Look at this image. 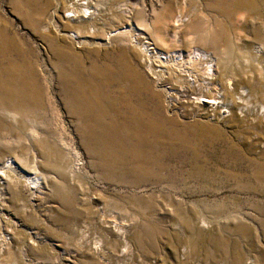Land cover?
Returning <instances> with one entry per match:
<instances>
[{
  "label": "rangeland",
  "instance_id": "obj_1",
  "mask_svg": "<svg viewBox=\"0 0 264 264\" xmlns=\"http://www.w3.org/2000/svg\"><path fill=\"white\" fill-rule=\"evenodd\" d=\"M43 1L44 22L59 11L55 29L32 22L33 0H0L14 53L0 71L20 61L37 83L35 99L0 112V167L18 166L0 170V264H264V124L253 116L264 114V0H249V9L229 0H110L91 23H64L63 0ZM219 25L227 45L211 41ZM128 28L162 54L208 53L211 66L186 60L184 70L212 81L208 98L222 92L224 105L243 90L237 102L252 112L243 122L221 118V107L209 114L184 90L167 105V88L177 93L180 83L170 74L156 82ZM115 29L104 46L60 35L107 42ZM127 69L139 86L121 80Z\"/></svg>",
  "mask_w": 264,
  "mask_h": 264
},
{
  "label": "bare ground",
  "instance_id": "obj_2",
  "mask_svg": "<svg viewBox=\"0 0 264 264\" xmlns=\"http://www.w3.org/2000/svg\"><path fill=\"white\" fill-rule=\"evenodd\" d=\"M107 1L110 0H63L62 1V5L64 6V10L62 12V20L64 21V23H70V22H88L91 23L92 20H94V18L98 17V14L101 12L99 11L98 7H102L103 5H105V3ZM225 3V1L227 0H213V2L216 4L219 2H223ZM43 0H33V5L35 6L33 13L31 15V20L33 23H36L37 27L41 28V31H47L48 29H55V26L53 25L54 19H59L60 16H58L57 12H59L57 10V7H53L52 10H50V21L48 23L43 21V10H42V6L41 4L43 3ZM211 1V3H213ZM108 3V2H107ZM112 4V3H111ZM229 5L232 7H236L238 9L240 8H245V9H249L250 6L252 5L251 3H249V0H229ZM213 6V5H210ZM221 6V5H220ZM83 7V8H81ZM218 7V6H216ZM244 10V9H243ZM79 11V12H78ZM245 11V10H244ZM233 12V11H232ZM238 12V11H237ZM167 10L165 8H163L161 10V13H159L160 17L167 15ZM239 13V12H238ZM169 14V13H168ZM226 14V13H225ZM158 15V16H159ZM158 18V17H157ZM177 19V18H176ZM204 19V18H203ZM47 20V19H46ZM181 21V18L179 17L177 20H175L176 24L178 25V22ZM183 21V20H182ZM216 22V21H215ZM181 22H179L180 24ZM193 25V23L189 24L188 26L191 27ZM180 26V25H179ZM187 26V25H186ZM202 26V25H201ZM204 26V25H203ZM226 27V26H225ZM201 28V27H200ZM211 27H207L205 30L210 31ZM216 28V27H215ZM119 30V29H118ZM196 30V29H195ZM3 31V30H2ZM2 31L0 30V62L5 60V58L11 53L12 45L10 43V41L6 38L3 37ZM60 31V30H59ZM71 32L68 31H62V33L60 35L66 36L68 39H70L71 41H75L78 44H82L87 43V45H107L109 44V42L115 38V36L117 37L122 31H126L128 32L130 38H129V44L131 45V47L134 49V51L138 52L141 56L139 58V60H141L142 64L144 66H146V69L150 71V73L152 74V76H155L156 78V82L159 83V81L162 80V78L166 75V74H170L171 76H173L175 83H180V85H178L180 88V90H177V93H173L174 91L171 90L170 88H167V96H166V103L167 105H172L173 103H175L177 100L176 95L180 94L184 91H186L187 93H189V95H194L191 99L190 102L191 104H194V106H198V107H205V111H209L211 113H213L217 107H221L222 111H220V113L218 114V116H220L221 118L224 116H228L229 118H231L232 120H238V121H245L247 115H249V112H252V110H249L246 108V106L242 105V101L245 100V95L243 94V90L239 91L237 90V98L236 100H234L232 98L231 105H227L222 102L223 100H221L220 98H222L221 95L222 92H220L218 95L217 99H220L221 101H216L217 99L214 98L209 99L208 95L211 93L212 88L210 86H212L210 83L212 82H207L206 81H201L198 82V80L196 79V77L190 72V70L185 71L184 68L186 67L184 64L186 60H193L195 62H197V64H202L204 62V64L208 65L212 63V59L210 57V55H208V53L206 54L203 50L201 49H193L191 52L188 53V55L183 56L182 53H179L177 51H171V53H165L162 54L160 52H157L155 49H153L152 47H150V44H148L147 42H145V40L141 37H139L138 35H136L134 33V30L131 28H128L127 30H122L117 31L116 29L106 33V35H104V41L107 42H96V41H91V39L85 40L84 37H82L81 35L76 37V34L74 33L73 30H70ZM235 31V30H234ZM77 34L78 31H76ZM112 32H114L112 34ZM198 32V31H197ZM214 32V34H212L211 41L213 43H219L222 46L223 45H227V41H226V33H225V29L223 26L219 25L217 31H211ZM66 33H69L68 35H66ZM203 34V33H202ZM239 35V34H238ZM158 36V35H157ZM156 38V36H155ZM162 38V37H161ZM81 39V40H79ZM163 39V38H162ZM205 39V38H204ZM160 40V39H159ZM201 40V39H200ZM12 42V41H11ZM82 42V43H81ZM159 42V41H158ZM211 42V43H212ZM194 43V42H193ZM63 47V46H62ZM10 48V50H9ZM64 48V47H63ZM13 53V52H12ZM11 53V54H12ZM14 54V53H13ZM186 57V58H185ZM9 59V58H8ZM118 59V58H117ZM214 60V59H213ZM7 62V61H6ZM162 64H170L169 68L168 66H166L167 68L163 69L162 68ZM193 64V62H192ZM196 64V63H195ZM213 64V63H212ZM148 65V66H147ZM158 65L159 66V72L155 71V66ZM203 65V64H202ZM206 65V66H207ZM9 67H6L3 71H6L5 75L2 74V71H0V112L4 113V114H15L17 113L16 109L18 108L17 106H22L23 104H25L26 102H28L29 100L31 101L32 99H35V91L37 90L35 85H33L31 83L32 78L31 77H25L26 74L22 75L21 74V67L23 66V64L20 63V61L18 62H9ZM174 68V70H172V68ZM183 66H185L183 68ZM204 66V65H203ZM205 66V67H206ZM209 66V67H210ZM3 67V66H1ZM165 67V66H164ZM188 67V66H187ZM186 67V69H188ZM200 68V66H199ZM197 68V69H199ZM202 68V67H201ZM178 71L176 72L175 71ZM206 69V68H204ZM209 70V69H208ZM207 70V71H208ZM104 70H97L95 71V74H101ZM106 71V70H105ZM130 70H126V72L122 75L123 77H121V80L123 79V81H130V77H132V79L134 80V78H137V76H133L135 74H131L130 72H128ZM173 73H172V72ZM211 71V69H210ZM132 72V71H131ZM134 72V71H133ZM132 72V73H133ZM175 72H176V76H175ZM209 72V71H208ZM105 73V72H104ZM210 73V72H209ZM213 73V72H212ZM72 74V73H71ZM106 74V73H105ZM109 74V73H108ZM196 74V73H194ZM207 74V73H206ZM205 74V75H206ZM103 75V74H102ZM197 75V74H196ZM198 75H200L198 73ZM204 75V77L206 78V76ZM211 75V73H210ZM209 75V76H210ZM215 75V74H214ZM61 76V75H60ZM70 75L67 74H63V80H67V77L69 78ZM96 76V75H95ZM99 76V75H98ZM105 76V75H104ZM104 76H102L103 80L105 81L106 79L104 78ZM169 76V75H168ZM71 77H73L72 80L73 83H82L80 82L78 77H75V74L72 75ZM198 77V76H197ZM201 77V75H200ZM203 77V76H202ZM212 77V76H210ZM99 78V77H97ZM115 78V77H114ZM199 78V77H198ZM35 79V78H34ZM118 79V78H117ZM196 79V80H195ZM207 79V78H206ZM210 79V78H208ZM213 80V79H212ZM62 81V80H61ZM135 81V80H134ZM216 82V80H214ZM37 82V81H36ZM120 82V81H119ZM131 82V81H130ZM136 82V81H135ZM34 83V82H33ZM65 83V82H64ZM89 83V82H88ZM106 83V82H105ZM134 83V82H133ZM137 83V82H136ZM83 84V83H82ZM85 84V83H84ZM141 85V83H139ZM94 85V84H93ZM131 85V83H130ZM133 85V84H132ZM131 85V86H132ZM135 85V84H134ZM144 85V84H143ZM230 84H227V86ZM37 86V85H36ZM76 86V85H75ZM77 86H80L77 85ZM82 86V85H81ZM80 86V87H81ZM137 86L138 83H137ZM135 87V86H134ZM133 87V88H134ZM141 87V86H140ZM177 87V86H176ZM146 88V87H145ZM150 88V87H149ZM211 88V89H210ZM225 91L228 92L227 87ZM231 89H233V87H231ZM230 89V90H231ZM73 90V89H72ZM214 90V89H213ZM234 89V91H236ZM145 91V90H144ZM38 92V91H37ZM213 92V91H212ZM233 92V91H232ZM93 94V93H92ZM121 94V93H120ZM153 94V93H152ZM215 94V92H214ZM225 94V93H224ZM228 95V94H227ZM231 95V93L229 94ZM27 96L29 98H27ZM231 97V96H230ZM83 98V97H82ZM185 98V97H184ZM211 98V97H210ZM186 99V98H185ZM223 99V98H222ZM84 100V99H83ZM237 100L240 101V106H239V102H237ZM248 100V99H247ZM34 101V100H33ZM37 101V100H36ZM188 101V100H187ZM75 102V101H74ZM95 102V101H94ZM184 102V101H183ZM31 103L33 104V102L28 103L29 105H31ZM37 103V102H36ZM98 103V102H97ZM75 104V103H74ZM84 105H87L86 107L88 108H93L95 103L92 102H86V100L83 102ZM101 104V103H100ZM121 104V102H120ZM247 104V103H246ZM76 105V104H75ZM79 105V104H78ZM81 106V107H84ZM96 105V104H95ZM122 105V104H121ZM219 105V106H218ZM173 106V105H172ZM26 107V106H25ZM80 107V106H79ZM96 107V106H95ZM99 108V107H98ZM206 108H209L210 110H207ZM252 108V107H251ZM102 109V108H101ZM100 109V110H101ZM83 110V109H82ZM90 111V110H89ZM102 111V110H101ZM228 112V115H223L224 112ZM258 111V110H257ZM93 112V111H92ZM83 116H88L91 117V115L89 116V113L87 112V109L85 111L82 112ZM92 114V113H91ZM254 118L258 119L260 121V123L262 122L264 124V114H262L261 112L258 114L255 113ZM94 118V117H93ZM135 118V117H134ZM92 119V118H90ZM136 119V118H135ZM129 120H132L129 118ZM257 120V121H258ZM133 121V120H132ZM131 123V121H130ZM153 123V122H152ZM157 124V123H156ZM252 124V123H251ZM139 125V124H138ZM143 126V125H142ZM146 126V125H145ZM154 129V128H153ZM157 130V129H156ZM155 130V131H156ZM137 131V130H136ZM152 132V131H151ZM161 132V131H160ZM136 133V132H135ZM135 133H133V136L136 138ZM153 135V134H152ZM146 138V137H145ZM102 139V138H101ZM136 139L139 140V138L137 137ZM172 139V138H171ZM149 146V145H148ZM135 149V148H134ZM143 151V150H142ZM142 156V155H141ZM146 156V155H145ZM121 157V156H120ZM147 157V156H146ZM138 158V157H137ZM18 166L15 165V163L12 160H8L6 161V163H4L2 165V167H0V170H2V173H4L6 170H9L10 172H16L17 171ZM35 176V175H34ZM36 177V176H35ZM37 179V180H36ZM32 185H34V187H38V189L40 188V180H38V178H35V180L32 178L31 182ZM33 186H30L29 188H32ZM34 188V189H35ZM110 229V227H109ZM113 235L117 238V234L113 233ZM97 248L94 247H90L88 248V252L90 251V253L94 254L97 253L96 250Z\"/></svg>",
  "mask_w": 264,
  "mask_h": 264
}]
</instances>
